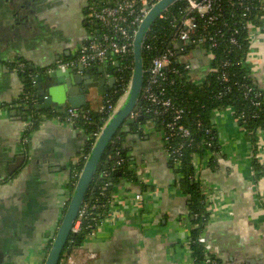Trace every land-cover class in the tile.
I'll return each mask as SVG.
<instances>
[{"label":"crops","instance_id":"crops-1","mask_svg":"<svg viewBox=\"0 0 264 264\" xmlns=\"http://www.w3.org/2000/svg\"><path fill=\"white\" fill-rule=\"evenodd\" d=\"M26 1L30 3L0 0V104L4 106L15 103L24 89L25 79L13 64L18 59L47 76L48 69L56 70L58 60L74 57L89 38L88 8L93 0ZM250 36L247 66L264 89V17ZM190 57L201 77L208 64L204 52ZM37 85L35 81L40 91ZM112 90L92 89L86 108L100 111ZM68 107L66 103L52 109ZM16 111L0 114V264H44L70 197L72 165L84 151L88 135L83 128L74 129L47 114L28 134L25 118ZM212 119L218 150L193 159L195 179L210 213L202 233L220 264H264V175L256 178L252 138L233 108L214 112ZM146 128L130 134L127 146L147 188L122 180L114 192L111 217L95 238L70 251L73 264H190L191 232L197 227L191 197L181 188L159 134ZM24 130L29 141L22 153ZM259 137L258 161L264 166V130ZM22 154L24 163L10 172V165ZM137 193H142L141 200L135 198Z\"/></svg>","mask_w":264,"mask_h":264},{"label":"trees","instance_id":"trees-1","mask_svg":"<svg viewBox=\"0 0 264 264\" xmlns=\"http://www.w3.org/2000/svg\"><path fill=\"white\" fill-rule=\"evenodd\" d=\"M246 6L250 7L249 13L247 17H243ZM187 8V1L180 0L172 5L163 17H159L154 21L145 38L144 45L148 44L151 48H144L143 63L144 69L147 71L153 58L168 49H171L174 53L166 69L165 80L160 86L153 85V90L157 94L163 92L161 97L171 98L177 106L185 109L181 122L194 133L195 140L192 142L187 141V145L183 148L180 165L177 166L171 163L180 176L181 188L191 197V215L197 227L191 232L190 248L193 252L194 264H198L206 255L205 247L198 239L209 221L210 213L200 185L195 179L193 159L196 155L204 154L207 151L215 153L218 150L216 129L214 128L212 132V135L214 133L216 136L213 139L210 138L211 134L207 132V129L212 126L211 120L215 109H225L230 106L234 109L235 117L240 116L242 113L245 114V119H240V123L253 141L255 153L253 163L256 178L264 175V166L260 164L256 157L259 151V134L264 130V99H259L261 104L256 106L252 101L253 94L246 96L247 87H253L254 91L261 90V87L250 73L249 67L244 63L250 48L246 22L250 20L255 25H260L261 18L264 17V5L261 0H218V4H216L211 14L201 16L195 13L198 23L196 34L198 41L184 50H176L174 42L180 23L187 14ZM211 15H215L216 19L210 22L209 17ZM234 37L237 39V44L231 42ZM206 51L214 54V59L210 61L208 66L218 70L191 79L190 70L186 69V65L190 64V61L186 60L185 56ZM17 61H22L28 65L26 72L18 71L25 79L21 95L29 93L33 95L37 103L30 109H17L15 115L26 118L33 111V113H45L49 117H65L64 110L57 111L44 106L40 95L35 89L34 77L29 76V73H38L37 69L23 59ZM226 61L229 62V66L222 68V64ZM16 62L13 64H16ZM116 62H118L117 66L115 65ZM105 66L118 71L117 88L106 96V101L110 100L111 104H115L123 96L131 80L134 67L133 52L122 58L114 57V62H109ZM223 74H226L228 81L224 79ZM147 80L148 73L146 72V85ZM155 108V105L141 95L139 111H136L137 114L133 117L135 122L124 124L108 145L86 200L87 208L85 215L82 217L81 229L71 238L66 250L73 251L86 242L88 235L96 228L100 220L108 214L115 189L121 184L122 180L126 179L137 183L143 190L147 188V185L140 179L133 167L136 161L130 155L127 138L130 134L143 133V127L148 122H153L157 131L165 128V125L172 120V115L169 113L156 115L153 112ZM90 116L91 123L82 120L76 122L78 127L86 131L88 140L78 162L72 165L68 183L69 196L73 194L74 186L77 183L84 162L91 151L95 140L94 134L99 132L106 123L109 111L105 109L104 111L102 109L96 112L90 111ZM37 122L33 123L28 130V134H31L38 127ZM180 141V138H177L175 143L179 144ZM208 143H211V145ZM67 203L68 201L66 205ZM49 247L50 244L47 251ZM211 256L220 263L215 255L212 254Z\"/></svg>","mask_w":264,"mask_h":264},{"label":"built area","instance_id":"built-area-1","mask_svg":"<svg viewBox=\"0 0 264 264\" xmlns=\"http://www.w3.org/2000/svg\"><path fill=\"white\" fill-rule=\"evenodd\" d=\"M158 0H93L91 5L88 8V21H89V38L86 44L80 46L77 54L74 58L71 59H60L56 63V68L61 70H68L70 68H76L79 65L84 67H92L97 65L108 64L109 62H114V57H125L127 54L133 52V44L135 34L137 30L147 15L149 9L157 2ZM188 3L187 14L182 19L180 23V28L177 33L176 40L174 42V48L176 50H184L186 47H189L195 44L198 40L196 39L198 23L196 21L195 13L203 16L211 14L215 9L216 4H218V0H186ZM261 3L264 5V0H261ZM249 6L245 7V11L243 13V17L248 16ZM164 15V14H163ZM163 15L161 17H163ZM216 19L215 15H211L209 17V21H214ZM92 28H91V26ZM95 26V27H94ZM255 25L252 21L246 22V29L248 31V39L249 42L252 41L250 38L251 29L254 28ZM145 42V41H144ZM233 44H237V39L234 37L231 39ZM151 48L150 45H144V48ZM251 48V44H250ZM249 48V49H250ZM208 64L207 69L204 74H207L211 71H217V68H212L208 66L210 61L214 59V54L211 52H204ZM249 54V53H248ZM247 54V56H248ZM174 55L171 49L166 50L164 53L152 59L151 64L146 72L148 73L147 85L144 82V87L142 94L146 99H148L153 105L156 106L153 111L156 115H164L171 114L172 120L165 125L164 129L156 130L155 124L153 122H148L143 128L146 127L152 128L155 132L159 134V137L162 140L164 145V149L168 154V158L174 164L179 166L181 163V155L183 148L187 145L188 142H192L195 140L194 133L192 130L183 124L181 121L185 114V109L177 106L171 98L161 97L163 92L157 94L153 90V85L160 86L166 78V69L170 64L171 57ZM191 54L185 56L186 60L190 61V64L186 65V69L190 70L191 79L199 77L194 72V63H192ZM117 63V62H116ZM246 65H250L247 61V57L244 62ZM229 66V62H224L222 64V68ZM106 67V66H105ZM28 65L22 61H17L15 64V70L19 72H26ZM193 70V72H192ZM37 73H29L30 77H35ZM203 74V75H204ZM224 79L228 81L226 74H223ZM118 80V75H117ZM34 82V81H33ZM35 83V82H34ZM130 83V82H129ZM129 85L124 91V94L127 92ZM246 96L253 94V104L259 106L262 98L264 99V89L261 88L259 91H254L253 87H247ZM123 94V96H124ZM123 96L117 101L115 104H111L110 100L105 102V105L101 108L102 111H109V116L115 111L119 103L121 102ZM37 101L34 99L33 95L29 93H23L20 95L15 103L4 106L0 104V114L5 113V110H17V109H30L33 105H36ZM232 107L228 106L225 109H231ZM223 109H215L214 112ZM234 110V109H233ZM65 117L62 116H54L57 121L66 122L68 125L72 126L76 124L78 120H82L85 122L91 123L90 109H76L72 107H68L65 110ZM139 111V110H137ZM149 111V110H148ZM135 111L132 114V117L136 115ZM35 116V117H34ZM46 117L45 113L31 111L29 115L24 119L26 120V129L29 130L30 127L36 121L43 119ZM245 114L242 113L240 116L236 117V119L240 122L245 119ZM35 118V120H34ZM213 118V116H212ZM107 121V120H106ZM212 126L207 129V132L211 134V139L214 138L215 124L213 119L211 120ZM149 128V129H150ZM102 129V128H101ZM100 129V131H101ZM147 129V128H146ZM216 129V128H215ZM24 130L23 141L21 142V151L25 153L26 147L25 144L28 142V138L26 136ZM99 132L95 133V139L99 135ZM216 137V136H215ZM180 138V143L176 144L175 140ZM95 142V140H94ZM94 144V143H93ZM211 145V143H208ZM259 160V156H256ZM139 175L140 179L146 184L144 177L142 176V170L138 169L137 166H133ZM135 198L137 200L142 199V193H137ZM113 203V202H112ZM66 203L64 204L65 209ZM86 202L82 206V209L79 213V217L73 227V232L76 233L81 229L82 225V217L86 212ZM111 217L110 210L108 214L100 220L99 224H97L96 228L88 235V239L95 238L99 232L101 231L103 224ZM199 242L202 243L206 250V255L204 259L198 264H220L217 260L212 258V253L210 252V246L207 244L204 233L199 236ZM191 250V248H190ZM192 252V250H191ZM68 262L73 264V258L69 255ZM190 264H194L193 252L190 258Z\"/></svg>","mask_w":264,"mask_h":264},{"label":"water","instance_id":"water-1","mask_svg":"<svg viewBox=\"0 0 264 264\" xmlns=\"http://www.w3.org/2000/svg\"><path fill=\"white\" fill-rule=\"evenodd\" d=\"M178 1L180 0H158L149 9L140 24L134 38V67L129 87L121 102L108 117L95 139L91 151L84 162L77 183L74 186L73 194L69 197L68 203L61 215L60 224L57 228L53 243L47 251L44 264H66L67 261L64 254L65 252L70 254V250L66 249L75 234L73 227L79 217L82 206L87 200L102 157L108 145L124 124L135 122L132 114L139 109V100L145 82L143 50L146 35L154 21ZM24 2L25 5L30 3L26 0ZM23 12L22 10L21 13ZM28 13L31 14L30 11ZM32 13H34V10H32ZM27 17L28 15L26 14L25 18ZM115 65L117 66L118 62ZM48 71L47 76L43 73H37L34 78L35 81H38L37 86L40 91L37 92L46 108H52L53 106L60 107L63 104L69 103L72 108L85 109L89 104L88 98L92 89H96L98 93H102L104 90L117 88L118 71L114 68L107 69L104 65L92 67L79 65L76 68H70L68 70L48 69ZM35 89H37L36 86ZM72 127L76 129L78 126L74 124ZM24 161L25 156L23 154L18 156L15 162L10 165V172H14L22 166Z\"/></svg>","mask_w":264,"mask_h":264},{"label":"flooded vegetation","instance_id":"flooded-vegetation-1","mask_svg":"<svg viewBox=\"0 0 264 264\" xmlns=\"http://www.w3.org/2000/svg\"><path fill=\"white\" fill-rule=\"evenodd\" d=\"M36 76V75H35ZM35 78V77H34ZM35 80V79H34ZM35 82V81H34ZM59 224H60V222H59ZM59 226V225H58ZM58 228V227H57ZM55 234H56V232H55ZM54 237H55V235H54ZM54 240V239H53ZM52 243H53V241L51 242V244H50V247H51V245H52ZM48 247V246H47ZM49 247V248H50ZM49 250V249H48ZM46 255H47V251H46ZM68 256H69V254H67L66 252H65V254H64V257H65V259H66V261L68 262ZM45 258H46V256H45ZM67 262H66V264H67Z\"/></svg>","mask_w":264,"mask_h":264}]
</instances>
